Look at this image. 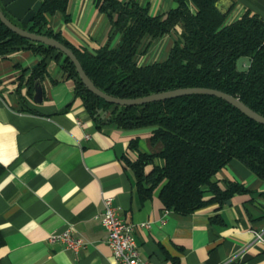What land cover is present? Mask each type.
Instances as JSON below:
<instances>
[{
    "label": "crops",
    "instance_id": "crops-1",
    "mask_svg": "<svg viewBox=\"0 0 264 264\" xmlns=\"http://www.w3.org/2000/svg\"><path fill=\"white\" fill-rule=\"evenodd\" d=\"M137 1L151 14L176 5L174 0ZM217 4L227 13V22L245 9L264 19V0ZM46 18L53 31L78 48L93 51L108 39L109 20L95 0H69L65 14ZM117 40L115 34L111 42ZM171 43V34L153 40L138 60L164 58ZM39 59L30 49L0 55V264H115L100 220L104 196H112L122 218L135 225L141 261L264 264L263 179L231 159L214 179L222 188L231 180L248 191L234 193L222 205L178 213L163 205L159 186L141 198L127 163L137 158L129 143L136 139L139 150L158 151L161 145L149 138L151 127L97 126L75 94L73 78L61 69V57L47 59L46 74L29 93L28 78ZM151 168L148 164L145 171ZM216 214L221 222L212 221ZM66 227L87 244L72 251L47 239ZM254 231L261 233V240Z\"/></svg>",
    "mask_w": 264,
    "mask_h": 264
},
{
    "label": "trees",
    "instance_id": "trees-1",
    "mask_svg": "<svg viewBox=\"0 0 264 264\" xmlns=\"http://www.w3.org/2000/svg\"><path fill=\"white\" fill-rule=\"evenodd\" d=\"M174 1L176 5L164 13L151 14L137 0H95L110 26L107 41L93 51L76 47L48 25L46 15L65 14L69 0H41L30 22L17 24L69 47L94 85L107 94L135 98L179 87H211L238 97L264 115V19L245 9L227 22L218 0ZM115 34L118 40L112 43ZM165 34H172L166 56L138 62V55ZM19 49L40 55L28 78L29 93L46 74L47 59L61 57V69L73 78L74 92L97 126L151 127L149 138L161 145L158 151L139 150L136 139L129 143L137 158L127 163L141 198L159 186L163 205L178 213L210 203L222 205L234 193L248 191L231 180L222 188L214 179L231 159L264 180V123L223 98L189 93L142 104L109 102L86 87L64 53L15 33L0 20V55ZM241 57L248 59L247 64L238 65ZM148 164L152 168L146 172ZM211 219L222 221L218 214ZM3 242L0 231V246Z\"/></svg>",
    "mask_w": 264,
    "mask_h": 264
},
{
    "label": "water",
    "instance_id": "water-1",
    "mask_svg": "<svg viewBox=\"0 0 264 264\" xmlns=\"http://www.w3.org/2000/svg\"><path fill=\"white\" fill-rule=\"evenodd\" d=\"M40 7H41V0H0V20L15 33L29 40L38 41L50 45L58 49L62 53H64V55L67 56L74 63L77 73L80 79L82 80V82L86 85V87L91 92L102 97L103 99L115 104L131 105V104H142L164 98H170L181 94L208 93L223 98L224 100H226L227 102L231 103L233 106L238 108L248 117L258 122L264 123V115L250 108L238 97L230 93L224 92L222 90L211 87H203V86L179 87V88L163 90L155 93H150L135 98H121L105 93L104 91L100 90L98 87L94 85V83L91 81V79L87 76V74L83 70L81 63L77 59L76 55L69 47H67L65 44H63L58 39L52 36L36 33L34 31H30L26 28L21 27L17 23L13 22L4 12L5 10L15 20L19 21L20 23L27 24L28 22H30V20L35 15V13L39 11ZM35 90L37 95L41 94L40 85L37 84Z\"/></svg>",
    "mask_w": 264,
    "mask_h": 264
},
{
    "label": "built area",
    "instance_id": "built-area-1",
    "mask_svg": "<svg viewBox=\"0 0 264 264\" xmlns=\"http://www.w3.org/2000/svg\"><path fill=\"white\" fill-rule=\"evenodd\" d=\"M138 62H142L138 60ZM79 123L80 121L77 120ZM89 137V134H85ZM103 210L100 220L106 230V243L112 251L115 264H149V261H141L138 246L134 236L135 225L122 218L120 208L114 204L112 196L103 197ZM257 240L262 239L259 231H254ZM49 241H59L64 247L72 251H78L87 242L82 236L75 235L71 227L61 231L50 233Z\"/></svg>",
    "mask_w": 264,
    "mask_h": 264
},
{
    "label": "rangeland",
    "instance_id": "rangeland-1",
    "mask_svg": "<svg viewBox=\"0 0 264 264\" xmlns=\"http://www.w3.org/2000/svg\"><path fill=\"white\" fill-rule=\"evenodd\" d=\"M4 10V9H3ZM4 12L6 13V15L9 17V18H11L15 23H18V24H21L19 21H17V20H15L9 13H7L5 10H4ZM172 35V34H171ZM247 62H248V59L246 58V57H241V58H239V60H238V65L239 66H241L243 63H246L247 64Z\"/></svg>",
    "mask_w": 264,
    "mask_h": 264
}]
</instances>
